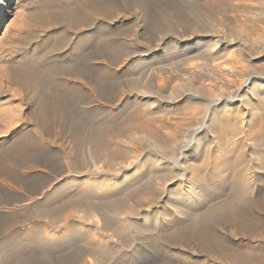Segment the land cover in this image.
I'll return each instance as SVG.
<instances>
[{
    "label": "rangeland",
    "instance_id": "1",
    "mask_svg": "<svg viewBox=\"0 0 264 264\" xmlns=\"http://www.w3.org/2000/svg\"><path fill=\"white\" fill-rule=\"evenodd\" d=\"M77 1H0V132L2 133H0V135L3 137H0V141H7V138L12 136L13 130H18V136L21 137H19L21 140L23 139L22 142L29 138L27 134L29 131L33 133L39 131L38 133L43 136L51 152L55 154L57 152L56 157L62 165V169L54 168V170L48 171V176H45L47 174L40 176V172H38L39 174H37L40 178H37V174L29 171L27 172L28 176L20 177L19 172L17 173L18 168L12 166L14 162H10V167L8 165L4 166L3 169L0 167V183H14L11 174L16 172L14 178L18 182L17 188H21L25 191L28 197L33 195V197L39 199L40 193L45 191L44 188H49L50 185L55 183L54 180L56 177L67 175L68 172H74L73 174L82 176L88 172L95 173L100 170H104L105 173L107 172L109 174L110 170L108 178H115L113 176L115 173H125L131 175V178L123 189L121 193L122 196L118 195L114 197L117 202H115L113 198L106 201V203H110L109 205H111V207L118 204L120 208L131 206L130 209L132 211L129 212L132 217H128L124 212L121 213L123 216L120 214L113 216V213V215L111 214L108 216L110 225L105 233L113 237V240L115 237L116 238L111 243L112 246L109 244L108 248L105 249V255H99L101 256L99 257L93 252L88 253L87 248H84V245L82 246V243L76 240H73L74 243L70 241L71 244L67 242L68 245L64 243V247L63 244L55 245L47 242L44 237L48 231H55L60 225V223H53L52 218L60 219L61 216H64L63 214H65V216H71L73 214L75 215L74 217L84 216L82 209L74 210L69 207L72 202L74 203L78 200V196H76L79 194L78 192L60 191L59 194H56L58 196L55 195L53 197L54 200L52 198V200L47 199L48 201L46 200V203L44 200H39L40 202H33L31 200L19 201L22 200L19 193L8 191L6 188L0 187V264H65L67 262L68 264H73V262L77 264V262L79 263L81 260L83 262V260H86L88 257L90 258L92 255H94V259H91V264H110L109 261H111V264H117L118 262V264H178L177 262L182 261L179 258L178 261L173 255H168V249H171V251H173L172 253L178 252L183 254L185 252L183 256L193 259V262L197 261L192 264H199L198 262H203V260H215L220 264H264V197H262L264 195V94L258 91L257 88H254L255 84L258 82V80L254 78L255 74L264 75V0H151V2L150 0H113L114 8L111 9V13L113 16L112 21H114H109L111 25L109 24L108 31L116 36L111 34V43L109 42L111 49L108 52L110 57L107 54L103 59H99L100 57L98 54L95 56L94 60H92L95 65H99V63L103 65L104 63L103 66L112 69L107 68L105 70L104 68H98L97 70H100L99 72L94 70L95 73L97 72L96 74L94 72L82 71L83 69L80 67L78 68V66L73 68V66L76 65L75 60L78 61L79 59L78 57L80 56L81 49L92 47L93 45L94 47L101 46H97V43L99 44L100 42V34L96 33L97 29L89 31V29L95 28L93 26L97 20L94 16L88 15L86 12L87 6L94 2V0ZM74 3H78V5ZM70 4L76 7L74 8V6H72L73 8L71 9L69 8L71 7ZM138 5H144L143 7L145 10L138 9ZM4 9L5 11L2 12ZM121 12L122 15H120ZM115 13H117V15ZM115 15L117 17H114ZM188 37H192L191 48L184 50V52H176L172 49V47L181 40L185 41L187 39L185 41L187 42L189 40ZM97 40L99 42H97ZM216 40H220L222 44L228 43L230 45L228 53L230 55L232 54V58L231 56L228 57L226 54H223L227 59H222V61L227 63L224 62V69L217 67L216 64H209L203 60V57L208 55L207 51L209 49L210 51L214 49ZM207 45L210 47L212 46L213 49H211L212 47L207 49ZM34 48L37 50L35 51ZM145 53L152 54L151 61L139 64L141 57L145 56ZM185 53L186 55H183ZM198 56L202 58L200 59ZM190 60L192 61L190 62ZM175 61H180V63H175ZM162 63H164L165 66ZM70 65L73 66L70 67ZM193 65H196V67H194L195 71H193ZM118 66L119 68L124 66V72L121 71L117 73L116 70ZM68 67L70 68L69 71H65L66 69L68 70ZM71 68L74 71H72ZM64 73H66V75ZM83 73L84 75H81ZM59 75L61 77L65 75L66 78H61ZM67 76L71 79H68ZM101 78L103 79L101 80ZM248 78L252 80L250 86L246 87L243 85V82ZM67 79L68 81H66ZM75 79L77 80L75 81ZM59 80L61 82L63 80V84ZM65 81H70V83H66ZM35 82L36 84H34ZM85 82H87V84ZM67 84L70 86V89L62 88L64 86L68 87ZM74 84L80 87V90L77 91L74 89L72 87ZM242 85L244 89L243 93L251 88L255 91L252 95L254 97H251L252 101L249 106L243 105L240 108L235 106L228 108V112H225L226 108L224 109V107L226 101L222 103L221 110H218L216 113V120L210 123V129L212 128L211 130H213L215 134L213 131H210V133H213L212 135H214L215 138H212L213 136L209 133L207 138L204 139L201 155L194 163V167L198 166V169L207 167L206 170L204 169L205 171L201 168L199 173L195 174V179L199 176L200 172V177L204 174L205 176L202 175L204 177L202 180H206L204 182L208 181V185L205 183L206 187L209 189L208 192L214 191V193L206 197V201L203 199L202 204L199 205L197 209L194 208L190 211L185 209L184 204L181 205L184 207V211H182L185 213H182L183 217L182 214L181 216L179 215V217L183 218H181L182 222L184 221L186 225L189 223L190 226L187 225L184 230L173 233L167 238L150 231V225L138 220V217L136 218L137 221L131 220L135 214V217H143L147 215L148 211H151L152 215L160 216L165 213L169 215L177 210L180 205H176L171 198L173 197L172 193L179 191L181 188L179 186V179L182 177L181 174L178 172H168L165 175V179H159L163 177H161V173L163 172L154 170V166L150 168L146 166V164L148 165L150 159H154V161L158 163L160 158L161 160L169 161V159L181 156V153H183L182 148L184 147L182 146V142L184 141V144H186L185 142H189L194 132L200 127V119H202L200 116L203 114L206 103L204 99H224L226 96L233 95ZM50 86L51 89L48 90ZM129 86H131V88ZM73 89L75 91H72ZM46 91L47 93L44 94ZM57 91H60V96ZM48 93L51 94L47 95ZM75 95L74 101L70 99ZM129 96H131V99ZM121 98L123 99L122 101ZM128 98L130 99L129 101L126 100ZM46 99L47 101H45ZM135 99L137 101H135ZM44 104L51 105V108L54 109V111H51L52 116L59 119V121L57 120L58 124H62H60L61 126L59 127L57 125H52L47 130V133H42L40 131L38 125L39 120H37L40 109ZM255 107H257L256 110L258 111H254L257 115L255 114L253 117L248 111L249 109L254 110ZM237 112L243 113L238 114ZM235 114L236 116H234ZM60 116L62 119H60ZM251 119L254 122L251 121ZM17 122L19 124L15 125ZM68 125L76 129L70 132V127ZM217 125L218 128H216ZM156 129L158 131H156ZM5 134L8 135L6 136ZM144 134L146 136H144ZM17 137L15 136L12 143L8 142L11 145L7 143L3 144L4 141L2 143L0 142V151H2L0 152V158L5 156V153L10 151L9 149H12L10 151L12 152L22 143ZM212 139L218 142L215 140L213 142ZM16 142H19L17 143L18 145H16ZM2 144L4 146H2ZM90 144L94 145L97 154L96 166L89 161L88 156H90V153L88 152V145ZM7 145L9 146L7 147ZM96 145L99 146L96 147ZM159 147H165V149H161L162 153H158L160 151ZM6 148L9 151H6ZM134 148L139 151L137 156H134L131 152ZM65 150L66 153L69 152L68 154H70V157L67 154H63ZM151 150H153V152L156 150L154 152L156 155ZM24 153L25 152L22 151L19 154L17 153L16 156H13H15L18 162L25 158ZM2 154L3 156H1ZM255 155H259L261 160L259 159V161H256ZM60 156L62 157L60 158ZM252 157H254V159H252ZM205 161H207V163ZM137 162L141 165H139L141 168L140 173H138L139 175L133 174L135 172L133 168L128 169V166L133 167ZM197 162L199 164L201 163V166L197 165ZM0 163H2L1 160ZM237 163H239V165ZM15 168L17 169L16 171H14ZM247 169L250 170L251 176H254L253 181L257 187V196H255V199L254 197L251 199L249 198L250 196L247 197L245 194H242L243 196L239 195L237 198L239 200L241 197L239 203L237 200L233 199L236 194V190L234 191V189H236L235 183L238 180L240 172ZM23 170L26 171L22 169V172H24ZM260 170L262 172H260ZM43 171L45 170L43 169ZM33 174L36 177H33ZM59 174L61 175L59 176ZM168 174H171L170 177ZM157 175L160 177L158 178ZM96 176L97 175L94 174L90 177ZM190 176L188 171L187 177L189 178ZM7 177L10 181H8ZM101 177L100 175L97 176L99 181L102 180ZM231 177L232 180L235 178L236 181L234 180L235 182H233ZM139 181L142 182L140 187L139 185L141 183ZM148 181L149 183H147ZM216 183L218 186L215 185ZM257 183H263V185L260 184L263 187L259 184L258 186ZM229 185L233 186L230 187ZM133 187H136V189ZM152 188L155 190L153 191ZM172 190L174 191L172 192ZM232 192H235V194H232ZM260 192L262 196L259 194ZM126 195L128 196L126 197ZM162 196L164 197L162 198ZM153 198H155V200ZM244 199L246 200L245 202L243 201ZM225 201H227V203ZM252 201H256V203ZM206 202H208V204ZM224 202L225 205L228 204V207L225 206L223 208ZM2 203L4 205H2ZM7 204H10V206ZM163 204L165 207L168 206V208L171 205L169 208L170 210L165 209ZM173 204L176 207H174ZM103 205L107 209H110V206H106L107 204ZM17 206L20 209H18ZM152 206L155 207L152 208ZM205 206L210 208L207 209ZM219 206L222 207V210H220L221 207ZM234 206L236 208H233ZM217 207H219V209ZM233 209H236L234 213ZM186 210H188V213L191 212V215L194 217L191 216L190 213L188 214ZM237 210L238 212H236ZM163 211L164 213H162ZM199 211L201 215L205 211V215L203 214V217H199L198 215L200 214H196V212L199 213ZM9 212L17 213L11 214ZM112 216L116 217L115 219L117 222L114 218L111 219ZM198 217H202L200 219L201 222L198 220ZM111 220L113 221L111 222ZM193 220L197 221L194 223ZM203 220L206 222L205 224L202 222ZM208 221L211 222L209 223ZM119 222H123L122 224L125 225L127 224V228L131 227L127 229V233H125L124 230H120L122 229L120 228L122 224ZM200 223L203 225H200ZM39 225L41 227H39ZM117 226L119 227L117 228L119 234L116 232L117 230L115 227ZM129 230H131V232ZM121 231L122 234L123 232L125 233L123 235L124 237H122ZM128 232L130 234H128ZM113 233H117L120 238L117 239L118 235ZM126 234L128 236H126ZM133 236L135 237L132 238ZM138 242L140 244H137ZM53 245L54 248L52 247ZM69 245H71V247ZM80 245L81 247H79ZM235 245L237 247H235ZM73 246H75V248H73ZM161 246L163 249L166 247L164 252L161 250ZM48 247H50V249ZM136 250H140L141 252ZM81 252H84V254ZM108 252L109 254L107 255ZM77 253L79 254L75 255ZM80 255H82V259ZM118 255L120 257H118ZM62 257L64 259H61ZM104 257L107 259H104ZM108 258H110V260Z\"/></svg>",
    "mask_w": 264,
    "mask_h": 264
},
{
    "label": "bare ground",
    "instance_id": "2",
    "mask_svg": "<svg viewBox=\"0 0 264 264\" xmlns=\"http://www.w3.org/2000/svg\"><path fill=\"white\" fill-rule=\"evenodd\" d=\"M1 1V0H0ZM75 1H77V0H75ZM80 1H82V0H80ZM122 1V0H121ZM77 2H79V1H77ZM150 2H151V0H150ZM165 2H167V1H165ZM80 3H82V2H80ZM86 3V2H85ZM114 2H113V0H94V2H92V3H90L88 6H87V8H86V12H87V14L88 15H92V16H94L95 18H96V23L94 24V26L93 27H95V28H93V29H89V31L90 30H95V29H97V32L96 33H98V34H100V36H99V39H100V42L97 40V42H99V44L97 43V46H99V45H101V46H99V47H94V45L92 46V47H86V48H83V49H81L80 50V56L77 58L78 59V61L77 60H75V64L76 65H70V67L71 66H73V68L76 66H78V68L80 67V68H82L81 70L82 71H89V72H94V70H97L98 68L100 69V68H104L105 70L108 68V67H105V66H103L104 65V63H103V65H100V63H99V65H95V64H93V61L92 60H94V58H95V56L96 55H98L100 58L99 59H103V57H106L107 56V54H108V52H109V50L111 49L110 48V45H109V42H110V38H111V34L113 35V33H111L110 31H108V27H109V24H110V22L109 21H112V10L111 9H113L114 8V4H113ZM146 3V2H145ZM52 4V3H51ZM74 4H77L78 5V3H74ZM147 4V3H146ZM157 4V3H156ZM71 5V7H69V8H73L72 6H74V5H72V4H70ZM148 5V4H147ZM153 5V4H152ZM151 5V6H152ZM191 5V4H190ZM193 5V4H192ZM69 6V5H68ZM67 6V7H68ZM136 6V5H135ZM144 6V5H143ZM143 6H140V5H138V9H144L145 10V8L143 7ZM201 6V5H200ZM205 6V5H204ZM76 6H74V8H75ZM80 7V6H79ZM149 7V6H148ZM51 8V7H50ZM68 8V9H69ZM147 8V7H146ZM153 8V7H152ZM52 9H54V8H52ZM159 9V8H158ZM3 11H5V9L4 10H2V12ZM64 11V10H63ZM67 11V10H66ZM192 11V10H191ZM70 12V11H69ZM156 12V11H155ZM207 13V12H206ZM116 15H117V13H115ZM152 14H153V11H152ZM65 15V14H64ZM63 15V16H64ZM114 16V17H117V16ZM120 15H122V12H121V14ZM119 15V16H120ZM138 15V14H137ZM208 15V14H207ZM149 16V15H148ZM148 16H147V18H148ZM65 17H66V15H65ZM126 17V16H125ZM136 17V16H135ZM138 17V16H137ZM144 18V17H143ZM146 18V19H147ZM152 18V17H151ZM183 18V17H182ZM69 19H71V18H69ZM127 19V18H126ZM84 20V19H83ZM64 21V20H63ZM67 21V20H66ZM73 21V20H72ZM75 21V20H74ZM114 21V20H113ZM112 21V22H113ZM123 21V20H122ZM139 21V20H138ZM146 21V20H145ZM70 22V21H69ZM148 22V21H147ZM79 23V22H78ZM89 23V22H88ZM90 23H91V21H90ZM115 24V23H114ZM70 25V24H69ZM79 25V24H78ZM111 25V24H110ZM72 26V25H71ZM74 26V25H73ZM80 26V25H79ZM122 26V25H121ZM55 27V26H54ZM76 27V26H75ZM141 27V26H140ZM74 28V27H73ZM72 28V29H73ZM78 28V27H77ZM76 28V29H77ZM111 28V27H110ZM144 28H145V26H144ZM113 29V28H112ZM71 30V29H70ZM79 30H80V28H79ZM114 30V29H113ZM113 30H111V31H113ZM138 30V29H137ZM57 31V30H56ZM78 31V30H77ZM143 31H144V29H143ZM63 32V31H62ZM82 32V31H81ZM80 33V32H79ZM139 33V32H138ZM182 33V32H181ZM61 34V33H60ZM77 34V33H76ZM94 34V33H93ZM63 35V34H62ZM115 35V34H114ZM113 35V36H114ZM134 35V34H133ZM60 36V35H59ZM96 36V35H95ZM116 36V35H115ZM121 36H122V34H121ZM125 36V35H124ZM175 36V35H174ZM89 37V36H88ZM193 37V36H192ZM192 37L191 38H189V40L187 41V42H185V41H179V42H177L175 45H174V47H172V49L174 50V51H176V52H184V50H187V49H189V48H191V45H192V43H191V41H192ZM200 37V36H199ZM115 38V37H114ZM120 38V37H119ZM132 38V37H131ZM130 38V39H131ZM134 38V37H133ZM185 38V37H184ZM49 39V38H48ZM129 39V40H130ZM136 39H138V38H136ZM179 39H180V37H179ZM182 39V38H181ZM121 40V39H120ZM119 40V41H120ZM128 40V39H127ZM126 40V41H127ZM133 40V39H132ZM131 40V41H132ZM162 40V39H161ZM50 43V42H49ZM111 43V42H110ZM208 43H210V42H208ZM207 43V44H208ZM84 44V43H83ZM113 44V43H112ZM119 44V43H118ZM135 44V43H134ZM163 44V43H162ZM48 45V44H47ZM82 45V44H81ZM96 45V44H95ZM136 45V44H135ZM156 45V44H155ZM214 45V44H213ZM89 46V45H88ZM129 46V45H128ZM157 46H159V45H157ZM82 47V46H81ZM161 47V46H160ZM207 47V49H209V45H207L206 46ZM212 47V46H211ZM210 47V48H211ZM80 48V47H79ZM123 48V47H122ZM205 48V47H204ZM144 49V48H143ZM211 49H213V47L211 48ZM230 49V45L228 44V43H224V44H222L221 43V41L220 40H216V42H215V45H214V49L213 50H211L210 51V49L207 51L208 52V55H206V56H204L203 57V60L204 61H206L207 63H212V64H216V66L217 67H220V68H223L224 69V67H225V61H222V59L223 58H225L224 56L225 55H223V54H226V56H228V57H230L231 55L228 53V50ZM34 50L36 51L37 49L36 48H34ZM47 50V49H46ZM113 50V49H112ZM115 50V49H114ZM130 50V49H129ZM140 50V49H139ZM156 50V49H155ZM154 50V51H155ZM115 51H117V50H115ZM119 51V50H118ZM126 51V50H125ZM153 51V50H152ZM43 52V51H42ZM113 52V51H112ZM128 52V51H127ZM134 52V51H133ZM166 52V51H165ZM206 52V51H205ZM142 53V52H141ZM232 53V52H231ZM40 54V53H39ZM45 54V53H44ZM111 54H113V53H111ZM138 54V53H137ZM161 54V53H160ZM203 54V53H202ZM35 55H37V54H35ZM40 55H42V54H40ZM78 55V54H77ZM116 55V54H115ZM133 55V54H132ZM151 55L152 54H147V53H145V56H143V57H141V59H140V63L139 64H143V63H145V62H150L151 61ZM159 55V54H158ZM183 55H186V53L185 54H183ZM205 55V54H204ZM108 56L110 57V55L108 54ZM141 56V55H140ZM189 56V55H188ZM202 56V55H201ZM113 57V56H112ZM136 57H139V56H136ZM180 57H182V56H180ZM185 57V56H184ZM135 58V57H134ZM158 58V57H157ZM191 58V57H190ZM198 58H200L199 56H198ZM202 58V57H201ZM200 58V59H201ZM231 58H232V56H231ZM62 59H64V58H62ZM184 59V58H183ZM183 59H182V61H183ZM193 59H195V58H193ZM69 60V59H68ZM105 60V59H104ZM137 60V59H136ZM174 60V59H173ZM175 60H177V59H175ZM188 60V59H187ZM196 60V59H195ZM225 60H227L226 58H225ZM229 60V59H228ZM92 61V62H91ZM107 61V60H106ZM129 61V60H128ZM181 61V60H180ZM180 61L179 62H176L175 61V63H180ZM181 61V62H182ZM185 61V60H184ZM192 60H190V62H191ZM203 61V62H204ZM95 62V61H94ZM98 62V61H97ZM124 62H127V61H124ZM156 62V61H155ZM168 62V61H167ZM170 62V61H169ZM172 62V61H171ZM225 62V63H224ZM71 63V62H70ZM69 63V64H70ZM128 63V62H127ZM166 63V62H165ZM182 63H184V62H182ZM198 63V62H197ZM206 63V64H207ZM71 64H73V63H71ZM108 64V63H107ZM139 64H137V65H139ZM162 64H164V63H162ZM170 64H172V63H170ZM169 64V65H170ZM187 64V63H186ZM205 64V63H204ZM227 64V63H226ZM189 65V64H188ZM103 66V67H102ZM121 66V65H120ZM124 66H125V64H124ZM124 66H122V67H120L119 68V66H118V69L116 70V72L117 73H120L121 71H123V67ZM136 66V65H135ZM163 66V65H162ZM164 66H165V64H164ZM167 66V65H166ZM171 66V65H170ZM228 66V65H227ZM75 67V68H76ZM187 67V66H186ZM194 67H196V65H193V71H195V69H194ZM200 67H201V65H200ZM77 68V69H78ZM110 68V67H109ZM108 68V69H109ZM137 68V67H136ZM197 68H199V67H197ZM196 68V69H197ZM69 67H68V70L66 69L65 71H69ZM72 69V68H71ZM110 69H112V68H110ZM167 69V68H166ZM173 69V68H172ZM171 69V70H172ZM176 69V68H175ZM80 70V71H81ZM191 70H192V68H191ZM199 70V69H198ZM227 70V69H226ZM65 71H63V72H65ZM72 71H74L73 69H72ZM76 71V70H75ZM98 71V70H97ZM100 71V70H99ZM98 71V72H99ZM165 71V70H164ZM186 71H189V70H186ZM221 71V70H220ZM62 72V73H63ZM115 72V73H116ZM124 72V71H123ZM61 73V72H60ZM74 73V72H73ZM79 73V72H78ZM77 73V74H78ZM81 73V72H80ZM95 73V72H94ZM97 73V72H96ZM95 73V74H96ZM65 75H66V73H64ZM71 74V73H70ZM76 74V75H77ZM85 74H87V73H85ZM61 75V74H60ZM59 75V76H60ZM65 75H63L64 77H65ZM71 75H73V74H71ZM81 75H84V73L83 74H81ZM119 75V74H118ZM150 75V74H149ZM52 76H53V74H52ZM69 76V75H68ZM68 76H67V78H68ZM74 76V75H73ZM73 76H70V77H73ZM79 76V75H78ZM86 76V75H85ZM90 76H91V74H90ZM95 76V75H94ZM151 76V75H150ZM61 77V76H60ZM64 77H61V78H64ZM75 77V76H74ZM96 77V76H95ZM59 78V77H58ZM66 78V77H65ZM64 78V79H65ZM84 78V77H83ZM86 78V77H85ZM96 78H98V77H96ZM254 78H256L257 80H258V82L255 84V89L257 88V90L258 91H261L263 94H264V75H256L255 74V76H254ZM63 79V80H64ZM68 79H71V78H68ZM68 79L66 80V81H68ZM103 78H101V80H102ZM136 79V78H135ZM161 79V78H160ZM62 80V84H63V81ZM73 80V79H72ZM77 79H75V81H76ZM133 80V79H132ZM251 78H248L245 82H243V85H245L246 87H248V86H250V84H251ZM65 81V82H66ZM100 81V80H99ZM133 81H135V80H133ZM80 82V81H79ZM82 82V81H81ZM94 82V81H93ZM138 82V81H137ZM48 83V82H47ZM56 83V82H55ZM60 83V84H61ZM66 83H70V81L69 82H66ZM74 83V82H73ZM76 83H78V82H76ZM86 84H87V82H85ZM89 83V82H88ZM98 83V82H97ZM129 83V82H128ZM139 83V82H138ZM137 83V84H138ZM154 83V82H153ZM163 83V82H162ZM34 84H36V82L34 83ZM45 84V83H44ZM99 84V83H98ZM97 84V85H98ZM110 84V83H109ZM164 84V83H163ZM241 84V83H240ZM57 85V84H56ZM55 85V86H56ZM59 85V84H58ZM64 85H66V84H64ZM68 85V84H67ZM83 85V84H82ZM102 85V84H101ZM243 85H242V87H240V88H238L237 90H236V92L233 94V95H230V96H226L224 99L223 98H219V99H214V100H210V99H204L205 100V109H204V111H203V114H201L202 116H200L199 114V116L200 117H202V119H200L201 120V123L199 124V123H197V124H199L200 125V127L198 128V130L196 131V132H194V134L192 135V138H191V140L189 141V142H185L186 144H184V141L182 142V146H184L183 148L182 147H180V148H182V152L183 153H181L182 155L181 156H179L178 158H173V159H169V161L167 160V161H164V160H161V158H160V161H158V163H157V161H154V159L152 160V159H150L149 161H148V165L146 164V166H148V167H155V169L154 170H158L159 172H163V173H161V177L162 178H159L158 177V175H157V177L159 178V179H165V175H166V173H175V172H178L179 174H181V179H179V178H177V179H179L180 180V184H179V186L181 187H179L180 189H179V191H177V192H175V193H172L173 194V197L171 198L172 199V201L177 205V204H179L180 206L182 205V204H184V207H185V209H188V210H192V209H197V207H199V205H201L202 204V200L203 199H205L206 197H208L209 195H212L213 193H214V191H209L208 192V187H206V184H207V182H204V181H206V180H202V178H204L202 175H204V174H202L201 175V177H200V174H201V172H200V174H199V176H197V178L195 179V177H196V173H199V171L201 170V168L200 169H198L197 167H194L195 165H194V163L196 162V160L200 157V155H201V148H202V145L204 144V139L205 138H207V136L209 135V133H210V131L212 132L213 130H211L210 129V127H211V125H210V123L212 122L213 123V121L214 120H216V113L218 112V110H221V105H222V103L224 102V101H226V105H225V107H224V109H225V112H228V108H232V107H235V106H237V108H240V107H242L243 105L245 106V105H247V106H249V104H250V102L252 101V98L251 97H254V96H252L253 95V93L255 92V91H253L254 89H249V90H246L244 93H243V91H244V89H243ZM33 86V85H32ZM92 86V85H91ZM95 86V85H94ZM132 86V85H131ZM131 86H129L130 88H131ZM152 86V85H151ZM150 86V87H151ZM154 86V85H153ZM34 87V86H33ZM38 87V86H37ZM60 87V86H59ZM70 86L68 85V87L67 86H64V87H62V88H68V89H70L69 88ZM72 87L74 88V89H76L77 91L78 90H80V87H78V86H76L75 84L74 85H72ZM78 87V88H77ZM97 87V86H96ZM100 87V86H99ZM144 87V86H143ZM61 88V87H60ZM95 88V87H94ZM185 88V87H184ZM37 89V88H36ZM45 89V88H44ZM51 89V86H50V88L48 89V90H50ZM54 89H56V88H54ZM72 90V91H75V90ZM91 89V88H90ZM101 89V88H100ZM122 89H124V88H122ZM37 90H39V89H37ZM47 90V89H46ZM146 90V89H145ZM109 91V90H108ZM134 91V90H133ZM38 92V91H37ZM50 92V91H49ZM55 92V91H54ZM58 93H59V96L61 95V93H60V91H57ZM101 92V91H100ZM103 92V91H102ZM144 92V91H143ZM45 93H47V91L46 92H44V94ZM56 93V92H55ZM156 93V92H155ZM243 93V94H242ZM49 94H51V93H48L47 95H49ZM57 94V93H56ZM75 94V93H74ZM136 94H138V93H136ZM53 95V94H52ZM101 95V94H100ZM132 95V94H131ZM138 95H140V94H138ZM144 95V94H143ZM211 95V94H210ZM255 95V94H254ZM41 96V95H40ZM187 96V95H186ZM48 97V96H47ZM50 97L52 98V96L50 95ZM57 97V96H56ZM74 97H76V95L75 96H73V98L71 97L70 99H74ZM102 97V96H101ZM131 96H129V98H130ZM201 97V96H200ZM199 97V98H200ZM49 98V97H48ZM62 98V97H61ZM126 99V100H130V99ZM136 98V97H135ZM193 98V97H192ZM262 98H263V96H262ZM58 99V98H57ZM76 99V98H75ZM149 99V98H148ZM198 99V98H197ZM56 100V99H55ZM58 100H61V99H58ZM71 100V101H72ZM123 99L121 98V101H122ZM142 100V99H141ZM194 100H195V98H194ZM45 101H47V99L45 100ZM63 101V100H62ZM74 101V100H73ZM76 101V100H75ZM91 101V100H90ZM135 101H137L136 99H135ZM42 102V101H41ZM65 102V101H64ZM46 103V102H45ZM132 103V102H131ZM253 103V102H252ZM60 104H61V102H60ZM76 104V103H75ZM74 104V105H75ZM80 104V103H79ZM120 104V103H119ZM126 104H128V103H126ZM136 104H137V102H136ZM139 104H141V103H139ZM73 105V104H72ZM115 106V105H114ZM255 106V105H254ZM40 107V106H39ZM53 107V106H52ZM98 107V106H97ZM117 107V106H116ZM38 108V107H37ZM250 108V107H249ZM38 109H40V108H38ZM38 109H37V111H38ZM73 109V108H72ZM75 109H76V107H75ZM74 109V110H75ZM93 109V108H92ZM117 109V108H116ZM119 109V108H118ZM257 109V107H255V109L253 110H251V109H249V111H248V108H247V111L248 112H250L252 115H253V117H254V115L256 114V112L254 113V111ZM54 111V109H52L51 108V105L49 106L48 104H44L43 105V107L40 109V113H39V117H38V119L37 120H39V123H38V125H39V127H40V131L42 132V133H47V130L52 126V125H57L58 127L59 126H61L60 124H58V122H57V120L59 121V119H57V118H54L53 116H52V114H51V111ZM61 110V109H60ZM59 110V111H60ZM70 110V109H69ZM79 110V109H78ZM110 110V109H109ZM122 110V109H121ZM239 110V109H238ZM98 111V110H97ZM200 111V110H199ZM232 111V110H231ZM242 111V110H241ZM244 111H245V109H244ZM256 111H258V110H256ZM39 112V111H38ZM91 112V111H90ZM99 112V111H98ZM234 112V111H233ZM232 112V113H233ZM247 112V113H248ZM77 113V112H76ZM112 113V112H111ZM224 113V112H223ZM238 113V112H237ZM241 113V112H240ZM240 113H238V114H240ZM243 113V112H242ZM241 113V114H242ZM245 113V112H244ZM258 113V112H257ZM80 114V113H79ZM93 114V113H92ZM104 114V113H103ZM246 114V113H245ZM249 114V113H248ZM37 115V114H36ZM198 115H197V117H198ZM257 115V114H256ZM55 116V115H54ZM63 116V115H62ZM191 116V115H190ZM194 116V115H193ZM222 116V115H221ZM230 116V115H229ZM232 116V115H231ZM234 116H236V114L234 115ZM239 116V115H238ZM249 116V115H248ZM15 117H17V116H15ZM89 117V116H88ZM187 117V116H186ZM196 117V118H197ZM241 117V116H240ZM9 118V117H8ZM189 118V117H188ZM193 118H195V117H193ZM219 118V117H218ZM245 118V117H244ZM16 119V118H15ZM19 119V118H18ZM60 119H62L61 118V116H60ZM69 119V118H68ZM224 119V118H223ZM5 120H7V119H5ZM12 120V119H11ZM14 120V119H13ZM17 120V119H16ZM71 120V119H70ZM199 120V119H198ZM197 120V121H198ZM9 121H10V118H9ZM8 121V122H9ZM218 121V120H217ZM248 121V120H247ZM251 121H253L252 119H251ZM250 121V122H251ZM12 122V121H11ZM21 122V121H20ZM35 122V121H34ZM68 122V121H67ZM242 122V121H241ZM244 122V121H243ZM254 122V121H253ZM22 123V122H21ZM63 123V122H62ZM69 123V122H68ZM73 123V122H72ZM7 124V123H6ZM11 124V123H10ZM17 124H19L18 122L15 124V125H17ZM75 124V123H74ZM93 124V123H92ZM5 126V125H4ZM7 126V125H6ZM31 126V125H30ZM33 126V125H32ZM69 126V125H68ZM94 126V125H93ZM198 126V125H197ZM216 126V125H215ZM214 126V127H215ZM247 126V125H246ZM255 126V125H254ZM8 127H9V125H8ZM13 127V126H12ZM70 127V132H73L75 129L72 127V126H69ZM68 127V128H69ZM213 127V126H212ZM216 128H218V125H217V127ZM233 128V127H232ZM244 128V127H243ZM24 129V128H23ZM210 129V130H209ZM248 129V128H247ZM9 130V129H8ZM32 130V129H31ZM218 130V129H217ZM241 130V129H240ZM38 131V130H37ZM55 131V130H54ZM146 131V130H145ZM153 131V130H152ZM156 131H158L157 129H156ZM190 131V130H189ZM28 132V131H27ZM39 132V131H38ZM38 132H32V131H29L27 134H28V139L26 140H24L23 142H22V140L20 139L21 137L20 136H18V134H19V132H18V130L17 131H14L13 130V134H12V136H10L9 138H7V141H2L3 142V144H9V143H12V141L15 139V136L18 138V140L20 139L21 140V144L20 145H18L17 143H19V142H16V145H18L17 147H16V149L15 150H13L12 152H10L12 149H9V150H7V148H6V151H9L8 153L6 152L5 153V156H3V154L1 155V156H3L2 158H0V160L2 161V163H0V167H1V169H3V167L4 166H9V164H10V162H14L13 163V165L12 166H15L16 168H18V171H17V173L19 172V176L20 177H26V176H28V174H27V172L29 171V172H33L34 174H37L38 172H40V176L41 175H45V174H47V175H45V176H48V171L50 172L51 170H54V168H61L62 169V165H61V163H60V161L58 160V158L56 157L57 155V152H56V154L55 153H52L51 152V150H50V148H49V146L45 143V141H44V138H43V136L40 134V133H38ZM192 132V131H191ZM216 132V131H215ZM1 133V132H0ZM4 133V132H3ZM97 133H99V132H97ZM150 133V132H149ZM155 133V132H154ZM213 133H214V131H213ZM212 133V134H213ZM2 134V133H1ZM76 134V133H75ZM138 134V133H137ZM211 134V133H210ZM211 134V135H212ZM215 134V133H214ZM216 134H217V132H216ZM6 135V134H5ZM8 135V134H7ZM6 135V136H7ZM44 135V134H43ZM143 135V134H142ZM149 135V134H148ZM3 136V135H2ZM144 136H146L145 134H144ZM213 137L212 138H215L214 137V135H212ZM222 136V135H221ZM0 137H1V135H0ZM20 137V138H19ZM48 137V136H47ZM77 137V136H76ZM97 137V136H96ZM1 138H3V137H1ZM5 138V137H4ZM80 138V137H79ZM83 138V137H82ZM186 138V137H185ZM221 139V138H220ZM245 139V138H244ZM19 140V141H20ZM50 140V139H49ZM74 140V139H73ZM77 140V139H76ZM162 140V139H161ZM187 140V139H186ZM185 140V141H186ZM213 140V139H212ZM215 140V139H214ZM214 140H213V142H214ZM230 140V139H229ZM82 141V140H81ZM87 141H89V140H87ZM91 141V140H90ZM96 141V140H95ZM100 141V140H99ZM107 141V140H106ZM163 141V140H162ZM168 141V140H167ZM170 141H172V140H170ZM215 141H217V140H215ZM1 142V141H0ZM1 142V143H2ZM9 142V143H8ZM102 142V141H101ZM155 142V141H154ZM218 142V141H217ZM0 143V144H1ZM15 143V142H14ZM83 143V142H82ZM86 143V142H85ZM88 143V142H87ZM175 143V142H174ZM173 143V144H174ZM216 143V142H215ZM236 143V142H235ZM2 144V146H4ZM93 144V143H92ZM178 144H180V143H178ZM212 144V143H211ZM218 144V143H217ZM225 144V143H224ZM9 145H11V144H9ZM9 145H7V147L9 146ZM51 145V144H50ZM134 145V144H133ZM1 146V145H0ZM64 146V145H63ZM97 146H99V145H96V147ZM104 146V145H103ZM102 146V147H103ZM132 146V145H131ZM136 146V145H135ZM179 146V145H178ZM181 146V145H180ZM232 146V145H231ZM235 146V145H234ZM62 147V146H61ZM60 147V148H61ZM66 147H68V146H66ZM83 147H84V145H83ZM86 147V146H85ZM130 147V146H129ZM5 148V147H4ZM3 148V149H4ZM12 148V147H11ZM65 148V147H64ZM128 148V147H127ZM160 148V147H159ZM172 148H173V146H172ZM0 149H1V147H0ZM67 149V148H66ZM161 149H165V147L163 148H160V151L158 152V153H162L161 152ZM167 149V148H166ZM26 150V151H25ZM52 150H54V149H52ZM64 150V149H63ZM83 150V149H82ZM158 150V149H157ZM172 150V149H171ZM179 150V149H178ZM25 152L24 154V156H25V158H23L21 161H18L17 162V160H16V158H15V156H16V154L18 153H20V152ZM54 151H56V150H54ZM152 152H153V150H151ZM156 151V150H155ZM154 151V152H155ZM165 151V150H164ZM0 152H2V151H0ZM63 152H65V153H63V154H67L69 157H70V154H68V153H66V150L65 151H63ZM72 152V151H71ZM88 152L90 153V156H88L89 157V161L93 164V165H95L96 166V158H97V154H96V152H95V147H94V145H88ZM131 152H132V154L134 155V156H137L138 155V153H139V151H138V149H136V148H134V149H132L131 150ZM130 152V153H131ZM153 152V153H154ZM166 152H167V150H166ZM169 152V151H168ZM218 152H220V151H218ZM259 152V151H258ZM88 153V154H89ZM127 153V152H126ZM165 153V152H164ZM163 153V154H164ZM261 153V152H260ZM155 154V153H154ZM212 154V153H211ZM256 154V153H255ZM13 155H15V156H13ZM98 155H99V153H98ZM150 155H152V154H150ZM156 155V154H155ZM176 155V154H175ZM66 156V155H65ZM64 156V157H65ZM147 156V155H146ZM165 156V155H164ZM172 156V155H171ZM244 156V155H243ZM242 156V157H243ZM62 156H60V158H61ZM73 157V156H72ZM128 157H129V155H128ZM139 157V156H138ZM148 157H150V156H148ZM152 157H154V156H152ZM240 157V156H239ZM238 157V158H239ZM249 157V156H248ZM255 160L256 161H259V159H260V156L259 155H255ZM143 158V157H142ZM156 158V157H155ZM203 158V157H202ZM241 158V157H240ZM244 158V157H243ZM250 158H251V156H250ZM70 159V158H69ZM138 159V158H137ZM201 159V158H200ZM245 159H246V157H245ZM252 159H254V157H252ZM68 160V159H67ZM71 160V159H70ZM73 160V159H72ZM88 160V159H87ZM114 160V159H113ZM244 160V159H243ZM261 160V159H260ZM201 161V160H200ZM237 161V160H236ZM247 161H248V159H247ZM264 161V160H263ZM263 161H261V162H263ZM134 162V161H133ZM136 162V161H135ZM143 162V161H142ZM206 163H207V161H205ZM210 162V161H209ZM80 163V162H79ZM132 163V162H131ZM156 163H157V165H156ZM205 163V164H206ZM215 163V162H214ZM240 163V162H239ZM239 163H237L238 165H239ZM241 163H242V161H241ZM249 163V162H248ZM258 163H260V162H258ZM142 164V163H141ZM201 164V163H200ZM198 162H197V165H200ZM202 164H204V163H202ZM216 164V163H215ZM250 164V163H249ZM252 164V163H251ZM256 164H257V162H256ZM263 164V163H262ZM133 165V164H132ZM139 162H137V163H135L134 165H133V167L131 166H128L129 168L128 169H134L135 170V172L133 173V174H138V173H140V171H141V168L139 167ZM86 166V165H85ZM141 166V165H140ZM201 166V165H200ZM262 166V165H261ZM10 167V166H9ZM122 167H125V166H122ZM211 167H212V165H211ZM213 167H214V164H213ZM6 168V167H5ZM4 168V169H5ZM15 168V170L14 171H16L17 169ZM104 168V167H103ZM107 168H108V165H107ZM143 168V167H142ZM217 168V167H216ZM215 168V169H216ZM219 168V167H218ZM7 169H8V167H7ZM20 169V170H19ZM22 169H25L26 171H24V172H22ZM38 169H41V170H38ZM43 169L45 170V171H43ZM94 169H96V168H94ZM101 169V168H100ZM122 169V168H121ZM203 170L205 169H207V167H204V168H202ZM209 169V168H208ZM213 169V168H212ZM227 169V168H226ZM65 170V169H64ZM106 170V169H105ZM145 170V169H144ZM147 170V169H146ZM204 170V171H205ZM210 170V169H209ZM2 171V170H1ZM5 171V170H4ZM11 171V170H10ZM62 171V170H61ZM92 171V170H91ZM96 171V170H95ZM112 171V170H111ZM114 171V170H113ZM125 171V170H124ZM157 171V172H158ZM188 171H189V173H190V177L188 178L187 176H188ZM213 171V170H212ZM219 171V170H218ZM233 171V170H232ZM47 172V173H46ZM57 172V171H56ZM63 172V171H62ZM65 172V171H64ZM203 172V171H202ZM260 172H262L261 170H260ZM263 172H264V170H263ZM4 173V172H3ZM16 173V172H15ZM15 173L13 172V174H11L13 177H11V178H13L14 180H12L14 183H6V184H1L0 183V187H4V188H6L8 191H12V192H15V193H19V195H20V197H21V199L22 200H19V201H23V200H31V201H33V202H36V201H39V200H44V201H46L47 199H53V197L56 195V194H59V192L60 191H65V192H67V191H70V192H73V191H76V192H78L79 194L78 195H76V196H78V200H76V202H72V204H71V202H70V208L71 209H74V210H80V209H82L83 210V214H84V216H82V217H80L79 216V214H78V216L79 217H74L75 215H73L72 213V215L71 216H65V214H63L64 216L62 217L61 216V218H60V216H59V218L60 219H58V218H52V221H53V223H57V224H59L60 223V225L58 226V228H57V230H55V231H48L47 233H46V235H44V237L46 238V241L47 242H50V243H52V244H55V245H60V244H63L64 245V243H65V245L67 244V242H69L70 243V241L71 242H73V240H76V241H78V242H80V243H82V246L84 245V248L86 247L87 248V252L88 253H91V252H93V253H95V255H105V253H106V248H108V245L110 244L111 246H112V242L115 240V238H114V240H113V237H111L109 234L107 235L105 232H107V228H109V225H110V222L108 221V216L109 215H111L112 213L114 214H112L113 216H115V215H121V213H125L128 217H132L131 216V213L129 212V211H132L131 209H130V207H122V208H120L118 205H114L113 207H111V205H109L108 203H106V201H108V200H110V199H113L114 197H116V196H118V195H121L122 196V191H123V189L126 187V185L128 184V182L130 181V178H131V175H128V174H125V173H123V174H120V173H115V174H113V176L115 177V178H108L109 177V174H110V170H109V174L106 172H104V170L103 171H97V172H95V173H91V172H88V173H86L85 175H82V176H80V175H78V174H73V173H67V175L65 174V175H61V174H59V176L60 177H56L55 178V183L54 184H52V185H50V187L49 188H44L45 189V191L44 192H42V193H40L39 195H40V197H39V199L36 197H33V195L32 196H27L26 195V193H25V191H23L21 188H17V186H18V182L16 181V179L14 178L16 175H15ZM30 173V174H31ZM42 173V174H41ZM55 173V172H54ZM146 173V172H145ZM218 173V172H217ZM233 173V172H232ZM33 174V175H34ZM39 174V173H38ZM37 174V175H38ZM50 174V173H49ZM63 174V173H62ZM94 174H96L97 176L98 175H100V176H102L101 178H102V180H100L99 181V178H97V176L96 177H90L91 175H94ZM143 174V173H142ZM141 174V175H142ZM207 174V173H206ZM231 174V173H230ZM261 174V173H260ZM57 175V174H56ZM112 175V174H111ZM110 175V176H111ZM139 175V174H138ZM169 175V177H170V175L171 174H168ZM219 175H220V173H219ZM224 175V174H223ZM264 175V174H263ZM30 176V175H29ZM136 176V175H135ZM146 176H149V175H146ZM153 176V175H152ZM151 176V177H152ZM205 176V175H204ZM227 176H228V174H227ZM236 176V175H235ZM239 177H238V180H237V182L235 183L236 184V189H234V191L236 190V194H235V192L233 193L232 192V194H235V197L233 198V199H235V200H237L238 202H239V200L241 199V197H240V199L238 200L237 198H238V196L239 195H241V196H243L242 194H245L247 197L248 196H250L249 198H253L254 197V199H255V196H257L256 194H257V187H256V185H255V183H254V181H253V179H254V176H251V173H250V170L249 169H247V170H245V171H241L240 172V175H238ZM33 177H36L35 175L33 176ZM43 177V176H42ZM53 177V176H52ZM145 177V176H144ZM150 177V178H151ZM156 177V178H157ZM179 177V176H178ZM207 177H208V175H207ZM229 177V176H228ZM10 178V177H9ZM37 178H40L39 177V175L37 176ZM48 178V177H47ZM258 178V177H257ZM2 179H3V177H2ZM7 179H8V177H7ZM6 179V180H7ZM42 179V178H41ZM152 179V178H151ZM168 179V178H167ZM166 179V180H167ZM229 179V178H228ZM135 180H137V179H135ZM170 180V179H169ZM172 180V179H171ZM224 180H225V178H224ZM231 180H232V177H231ZM234 180H235V178H234ZM234 180H232L233 182H235ZM8 181H10L9 179H8ZM11 181V182H12ZM256 181V180H255ZM136 182V181H135ZM140 182V181H139ZM138 182V183H139ZM145 182H146V180H145ZM159 182V181H158ZM257 182V181H256ZM259 182V181H258ZM131 183V182H130ZM137 183V184H138ZM141 184L139 185V187L142 185V182H140ZM147 183H149V181L147 182ZM168 183V182H167ZM166 183V184H167ZM206 183V184H205ZM212 183V182H211ZM230 183V182H229ZM13 184H15V185H13ZM136 184V183H135ZM145 184V183H144ZM143 184V185H144ZM155 184V183H154ZM214 184V183H213ZM228 184V183H227ZM234 184V183H233ZM260 185L261 183H257V185ZM41 185V184H40ZM164 185V184H163ZM208 185V184H207ZM216 186H218L217 185V183L215 184ZM220 185V184H219ZM226 185V184H225ZM258 185V186H259ZM261 185H263V183L261 184ZM260 185V186H261ZM131 186V185H130ZM134 186V185H133ZM138 186V185H137ZM159 186V185H158ZM213 186V185H212ZM230 187H232L233 185H229ZM264 186V185H263ZM263 186H261V187H263ZM22 187V186H21ZM28 187H30V186H28ZM44 187V186H43ZM171 187V186H170ZM36 188V187H35ZM134 189H136V187H133ZM132 188V189H133ZM145 188V187H144ZM165 188V187H164ZM150 189V188H149ZM153 189V188H152ZM151 189V190H152ZM172 189V188H171ZM263 189H264V187H263ZM35 190V189H34ZM131 190V189H130ZM155 189H153V191H154ZM178 190V189H177ZM36 191V190H35ZM160 191V190H159ZM163 191H165V190H163ZM169 191V190H168ZM174 190H172V192H173ZM75 192V193H76ZM124 192H125V190H124ZM142 192V191H141ZM161 192V191H160ZM37 193V192H36ZM148 193V192H147ZM170 193V192H169ZM211 193V194H210ZM29 194V193H28ZM141 194V193H140ZM171 194V195H172ZM224 194V193H223ZM260 195H261V192L259 193ZM123 195H124V193H123ZM137 195H138V193H137ZM37 196V195H36ZM56 196H58V195H56ZM128 195H126V197H127ZM262 196V195H261ZM164 196H162V198H163ZM213 197V196H212ZM262 197H264V195L262 196ZM70 198V197H69ZM160 198V197H159ZM162 198H160V199H162ZM229 198V197H228ZM261 198V197H260ZM51 199V200H52ZM74 199V198H73ZM142 199V198H141ZM145 199V198H144ZM152 199V198H151ZM154 200H155V198H153ZM158 199V198H157ZM214 199V198H213ZM243 199V198H242ZM246 199V198H245ZM243 200L244 202L246 201V200H249L248 198L246 199V200ZM259 199V198H258ZM257 199V200H258ZM264 199V198H263ZM262 199V200H263ZM54 200V199H53ZM119 200V199H118ZM169 200V199H168ZM212 200V199H211ZM211 200H209V201H211ZM225 200H227V199H225ZM234 200V201H235ZM17 201V200H16ZM48 201V200H47ZM47 201H46V203H47ZM113 201V200H112ZM114 201H115V198H114ZM122 201V200H121ZM120 201V202H121ZM123 201H124V198H123ZM205 201H206V199H205ZM231 201V200H230ZM259 201V200H258ZM40 202V201H39ZM115 202H117V201H115ZM137 202V201H136ZM135 202V203H136ZM165 202V201H164ZM168 202V201H167ZM170 202V201H169ZM226 203H227V201H225ZM225 202H224V205H223V208L225 207V206H227V205H225ZM236 202V201H235ZM252 202H255L256 203V201H252ZM14 203H16V202H14ZM29 203V202H28ZM49 203V202H48ZM207 204H208V202H206ZM205 203V204H206ZM230 203H232V202H230ZM240 203V202H239ZM238 203V204H239ZM249 203V202H248ZM1 204V203H0ZM24 204H25V202H24ZM27 204V203H26ZM42 204V203H41ZM103 204H107L106 206H110V209L108 208H106V207H104V205ZM137 204V203H136ZM168 204V203H167ZM243 204V203H242ZM241 204V205H242ZM251 204V203H250ZM2 205H4L3 203H2ZM8 205V204H7ZM20 205V204H19ZM161 205V204H160ZM174 205V204H173ZM245 205H246V203H245ZM6 206V205H5ZM8 206H10V204L8 205ZM26 206V205H25ZM28 206V205H27ZM41 206V205H40ZM144 206V205H143ZM171 206V205H170ZM170 206H169V208H170ZM179 206V207H180ZM208 206V205H207ZM232 206V205H231ZM239 206H240V204H239ZM15 207V206H14ZM18 207V206H17ZM138 207V206H137ZM136 207V208H137ZM153 207H155V206H152V208ZM163 207L165 208V209H169L168 208V206H164V204H163ZM174 207H176L175 205H174ZM173 207V208H174ZM178 207V206H177ZM179 207L177 208V210H175V211H173L172 213H170L169 215L167 214V213H165V214H163V215H152L151 213V211L149 212H147V215H145V216H143V217H139V216H136L135 217V215L133 216V219H131V220H136L137 221V219L138 220H140V221H143L144 223H146V224H149L150 225V231H153L154 233H157V235L159 234V235H161L162 237H167V238H169V236L171 235V234H173V233H176V232H178V231H182V230H184L186 227H187V225H189V223L186 225L185 224V222L183 221L182 222V220H181V218L183 217V214L182 213H185V212H183L184 210V207L183 206H181L180 207V209H179ZM206 207V206H205ZM219 207H221V206H219ZM219 207H217L218 209H219ZM228 207V206H227ZM247 207H248V205H247ZM4 208V207H3ZM7 208V207H6ZM23 208V207H22ZM30 208V207H29ZM36 208V207H35ZM57 208V207H56ZM59 208V207H58ZM66 208V207H65ZM135 208V207H134ZM139 208V207H138ZM159 208V207H158ZM172 208V209H173ZM207 208V207H206ZM204 208L205 210H207V209H209V208ZM217 208H214V209H217ZM233 208H236L235 206L233 207ZM5 209V208H4ZM18 209H20L19 207H18ZM34 209V208H33ZM64 209V208H63ZM132 209H133V207H132ZM156 209V208H155ZM171 209V210H172ZM179 209V210H178ZM230 209V208H229ZM231 209H232V207H231ZM239 209V208H238ZM14 210V209H13ZM17 210V209H16ZM15 210V211H16ZM62 210V209H61ZM147 210V209H146ZM170 210V209H169ZM183 210V211H182ZM188 210H186V212L188 213ZM202 210V209H201ZM220 210H222V207L220 208ZM225 210H228V209H225ZM234 210H236V209H233V213L235 212ZM248 210V209H247ZM5 211V210H4ZM6 211H7V209H6ZM5 211V212H6ZM33 211V210H32ZM47 211V210H46ZM71 211V210H70ZM153 211V210H152ZM1 212V211H0ZM8 212V211H7ZM51 212V211H50ZM53 212V211H52ZM57 212V211H56ZM81 212V211H80ZM144 212V211H143ZM142 212V213H143ZM159 212V211H158ZM195 212V211H194ZM236 212H238V210L236 211ZM9 213H11V214H15V213H17V212H15V213H13V212H9ZM46 213V212H45ZM48 213H49V211H48ZM63 213V212H62ZM82 213V212H81ZM80 213V214H81ZM146 213V212H145ZM162 213H164V211L162 212ZM190 213V215H191V212H189ZM188 213V214H189ZM202 213V212H201ZM204 213H205V211H204ZM203 213V214H204ZM50 214V213H49ZM52 214V213H51ZM57 214V213H56ZM69 214H70V212H69ZM144 214V213H143ZM181 214H182V217H179V215L181 216ZM196 214L198 215V214H200V211H199V213H197L196 212ZM202 214V215H203ZM241 214H242V212H241ZM62 215V214H61ZM68 215V214H67ZM184 215H186V214H184ZM197 215H195V216H197ZM201 214L200 215H198L199 217L200 216H202ZM205 215V214H204ZM45 216V215H44ZM112 216V218L111 219H115L116 217H113ZM121 216H123V214L121 215ZM121 216H119V217H121ZM191 216H193V215H191ZM58 217V216H57ZM138 217V218H137ZM185 217V216H184ZM187 217V216H186ZM194 217V216H193ZM198 217V218H199ZM203 217V216H202ZM201 217V218H202ZM209 217V216H208ZM48 218V217H47ZM137 218V219H136ZM197 218V219H198ZM201 218H199L198 220H200ZM206 218V217H205ZM38 219H39V217H38ZM183 219V218H182ZM194 219V218H193ZM220 219V218H219ZM118 220V219H117ZM113 220H111V222H112ZM115 221H116V219H115ZM121 221V220H120ZM128 221V220H127ZM136 221H134V222H136ZM194 221V220H193ZM197 220H195L194 221V223L196 222ZM46 222V221H45ZM108 222H109V224H108ZM117 222V221H116ZM200 222H201V220H200ZM202 222H204V220L202 221ZM209 222V221H208ZM211 222V221H210ZM209 222V223H210ZM213 222V221H212ZM43 223V222H42ZM119 223H123V222H119ZM132 223V222H131ZM141 223V222H140ZM206 222H204V224H205ZM9 224V223H8ZM44 224V223H43ZM193 224V223H192ZM198 225V224H197ZM200 225H203V224H201L200 223ZM48 226V225H47ZM119 226V225H118ZM115 227L116 228V232L118 233L119 232V230L117 229V228H119V227ZM190 226V225H189ZM193 226V225H192ZM195 226V225H194ZM39 227H41L40 225H39ZM45 227V226H44ZM111 227V226H110ZM130 227V226H129ZM147 227V226H146ZM204 227V226H203ZM206 227V226H205ZM48 228V227H47ZM113 228V227H112ZM120 228H122V229H120V230H124L125 231V233H127V229H130V228H127V224L125 225V224H122V227H120ZM148 228V227H147ZM191 228V227H190ZM111 229V228H110ZM201 229V228H200ZM204 229V228H203ZM146 230V229H145ZM190 230V229H189ZM199 230V229H198ZM4 231V230H3ZM115 231V230H114ZM113 231V232H114ZM130 232H131V230H129ZM147 231H149V230H147ZM188 231V230H187ZM112 232V231H111ZM133 232V231H132ZM186 232V231H185ZM115 234V233H113V234H115V235H118V234ZM124 232H123V234H122V231H121V235H122V237H124L123 235L125 234ZM134 233V232H133ZM128 234H130L129 232H128ZM114 235V236H115ZM133 235V234H132ZM42 236H43V234H42ZM41 236V237H42ZM113 236V235H112ZM126 236H128L127 234H126ZM131 236V235H130ZM223 236V235H222ZM43 237V238H44ZM118 238L117 239H119L120 238V236L118 235L117 236ZM121 237V238H122ZM135 236H133L132 238H134ZM156 237V236H155ZM44 238V239H45ZM43 239V240H44ZM123 239V238H122ZM141 240V239H140ZM123 241V240H122ZM45 242V241H44ZM77 242V243H78ZM116 242V241H115ZM121 242V241H120ZM124 242V241H123ZM140 242V241H139ZM137 243V244H140V243ZM159 242V241H158ZM74 243V242H73ZM76 243V244H77ZM144 243V242H143ZM239 243V242H238ZM45 244V243H44ZM71 244V243H70ZM229 244V243H228ZM231 244H232V242H231ZM239 244H241V243H239ZM50 245V244H49ZM62 245V246H63ZM65 245H64V247H65ZM68 245V244H67ZM233 245V244H232ZM70 247H71V245H69ZM76 246V245H75ZM75 246H73V248H75ZM78 246V245H77ZM111 246H109V247H111ZM135 246V245H134ZM143 246V245H142ZM234 246V245H233ZM232 246V247H233ZM53 248H54V245L52 246ZM52 247H51V249H52ZM79 247H81V245L79 246ZM121 247V246H120ZM165 247V246H164ZM235 247H237L236 245H235ZM49 249H50V247H48ZM58 248V247H57ZM137 248V247H136ZM161 248H162V246H161ZM166 248V247H165ZM164 248V249H165ZM238 248H240V247H238ZM36 249V248H35ZM164 249L162 248L161 250H163V252H164ZM168 249V248H167ZM166 249V250H167ZM175 249V248H174ZM242 249V248H241ZM42 250V249H41ZM109 250V249H108ZM132 250V249H131ZM134 250V249H133ZM77 251V250H76ZM78 251L80 252V250L78 249ZM81 251H83V250H81ZM111 251V250H110ZM121 251V250H120ZM136 251H140V250H136ZM115 252H117V251H115ZM114 252V253H115ZM135 252V251H134ZM141 252V251H140ZM173 251H171V249H168V251H167V253H168V255H173V256H175L176 258H177V260H178V258L180 259V260H182V261H179V262H177L178 264H192V263H196L197 261H192L193 259H190V258H186L185 256H183V254L185 253H183V254H181V253H172ZM183 252V251H182ZM32 253V252H31ZM39 253V252H38ZM76 253V252H75ZM81 253H83L84 254V252H81ZM138 253V252H137ZM28 254H30V253H28ZM36 254V253H35ZM44 254V253H43ZM65 254V253H64ZM79 253H77V254H75V255H78ZM109 254V252L107 253V255ZM113 254V253H112ZM38 255V254H37ZM57 255V254H56ZM62 255V254H61ZM111 255V254H110ZM109 255V256H110ZM136 255H138V254H136ZM185 255H187V254H185ZM49 256H50V254H49ZM63 256V255H62ZM94 255H92V256H90V258L88 257L86 260H83V262H82V260H81V262H77V264H91L90 263V261H91V259H94V257H93ZM115 256V255H114ZM165 256V255H164ZM14 257V256H13ZM48 257V256H47ZM51 257V256H50ZM76 257V256H75ZM74 257V258H75ZM80 257H81V259H82V255H80ZM86 257V256H85ZM99 257H101V256H99ZM103 257V256H102ZM111 257H112V255H111ZM110 257V258H111ZM118 257H120L119 255H118ZM118 257H117V259H118ZM172 257V256H171ZM170 257V258H171ZM202 257H204V256H202ZM52 258V257H51ZM53 258H54V255H53ZM70 258V257H69ZM106 257H104V259H105ZM110 258H108L109 260H110ZM194 258V257H193ZM14 259V258H13ZM48 259H49V257H48ZM61 259H64L63 257L61 258ZM78 259H80V258H78ZM83 259H84V257H83ZM107 259V258H106ZM114 259H115V257H114ZM116 259V260H117ZM26 260V259H25ZM42 260V259H41ZM71 260H72V258H71ZM77 260V259H76ZM111 260H112V258H111ZM43 261V260H42ZM41 261V262H42ZM49 261V260H48ZM51 261V260H50ZM59 261V260H58ZM61 261V260H60ZM106 261V260H105ZM176 261V260H175ZM30 262V261H29ZM40 262V261H39ZM64 262V261H63ZM70 262V261H69ZM73 262V261H72ZM104 262V261H103ZM110 262V264H111V261H109ZM14 263V262H13ZM65 263V262H64ZM97 263V262H96ZM100 263V262H99ZM119 263V262H118ZM117 263V264H118ZM199 264H220L219 262H217V261H215V260H203V262L202 261H200V262H198ZM10 264V263H9ZM15 264V263H14ZM46 264V263H45ZM51 264V263H50ZM65 264H68V262L67 263H65ZM69 264H72V263H69ZM73 264H74V262H73ZM76 264V263H75ZM116 264V263H115Z\"/></svg>",
    "mask_w": 264,
    "mask_h": 264
}]
</instances>
